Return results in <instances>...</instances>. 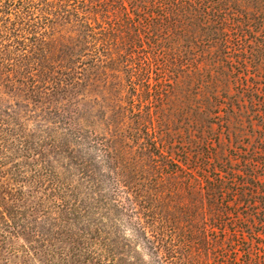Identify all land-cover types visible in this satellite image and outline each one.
Returning <instances> with one entry per match:
<instances>
[{
	"label": "trees",
	"instance_id": "obj_1",
	"mask_svg": "<svg viewBox=\"0 0 264 264\" xmlns=\"http://www.w3.org/2000/svg\"><path fill=\"white\" fill-rule=\"evenodd\" d=\"M258 22L264 0H0L11 85L37 103L103 87L139 149L116 165L89 116L66 112L72 140L59 126L10 138L0 119V264H264V43L246 38ZM182 85L200 97L186 139L163 102ZM211 120L226 141L201 134ZM59 137L77 174L59 171Z\"/></svg>",
	"mask_w": 264,
	"mask_h": 264
},
{
	"label": "rangeland",
	"instance_id": "obj_2",
	"mask_svg": "<svg viewBox=\"0 0 264 264\" xmlns=\"http://www.w3.org/2000/svg\"><path fill=\"white\" fill-rule=\"evenodd\" d=\"M246 38L250 40V42L247 43L249 49L254 53L258 52L261 48L260 45L264 43L263 24L258 22L250 26ZM249 49H247V51ZM262 52H264V49ZM183 69L184 68L167 72L166 75L162 77V80L161 78L159 79L162 82L160 86L166 90H171V84L174 82L175 78H177V80H181V78H184L185 73L182 71ZM155 78V74H151L149 82L150 88H153L151 91L155 90V85H159ZM8 79H10V77L6 78L5 74L0 73V119L2 121L4 120V122H7L4 128L7 127L10 129L7 137H16V139L18 140V136L20 134L22 135L21 131L25 132V129L27 127L31 129L51 130L54 128V126H59V131L65 133V136L68 140H72L70 136H68L70 134H68L67 130L65 129L67 127L65 122L68 121L66 120V118H68L69 116H67L66 112H68L75 120L78 119V117L89 116V118H91L93 122H97L98 128H101L102 132H105V128L108 126L107 132L109 136L106 135V138H109L108 144L109 146H111V152L113 154V159L115 160L114 163L116 165H119L120 162V159L117 160L118 157H116V155L119 156L118 152H123L125 149H127V147H130V145L133 146V152H135V157H137L139 150L137 147V143L132 142L133 138L128 136L127 132L119 131V125H117L118 117L116 115V112L111 110L109 107L110 104L112 106V100L110 99L109 94H106L103 87L88 86L85 89L73 90L72 93H60L57 97L58 100L56 101L45 102V100H42V102L37 103L33 102L28 97V95H26V93L20 90L22 89V87H20V89H17V87L15 86L16 84L12 86V83H10ZM261 82H264V80L261 79ZM239 88H237V91ZM191 89L192 86L191 88H188L182 85L180 86L175 99L172 97L171 102L180 104V109L177 111H175L172 105L173 103L171 104L170 102H168L170 101V97H163V102L165 104L164 106H170V117H172L174 120V123L170 126L180 129V131L183 133L182 139H186L187 136L186 134H184V130L187 128L191 129L192 127L191 123L189 122V118L192 115L190 112L195 108L196 101H200V97H195L194 92H192ZM63 97H65V99H63ZM152 99L154 100V98ZM177 100L179 103L177 102ZM167 103L168 105H166ZM154 104H157L156 100H154ZM167 115L169 114H167L166 112L165 116ZM221 115H223V112L221 113ZM232 118L233 117L231 116L229 117V128L233 129L234 131L236 130V127L234 125L236 121L232 120ZM245 119L246 118H244L243 120ZM14 124H18L19 126L15 127ZM131 124H133L132 121ZM223 124V121L220 123H202L200 126V132L205 137L207 136L208 139L218 137L220 142H222L221 140L226 141V135L224 133L226 128L225 126H221ZM244 125L247 135H244L245 138H243V140H247L249 144H253L255 142V138L251 136V134H253L252 130L255 131L256 129H251L248 126V122L246 121ZM126 135L128 138L126 137ZM47 141L48 139L46 140V142ZM63 141L64 140L59 137V144H61L59 145L60 154L59 157H57L59 158V171H62L63 174V172L70 166V171L77 174V170H75L77 167L75 156L80 157V154L78 152L79 150H77L78 148H76L75 146L74 148H72V145H69V149L65 151L67 145L63 143ZM70 149H73V151ZM52 155L54 158H56L54 154ZM109 163L112 164L110 166L111 168H116L112 160H110ZM9 166L10 163H7V167ZM117 168L119 169L122 167L117 166ZM64 175L65 177H68L69 174L64 173ZM80 198L81 195H79L78 199ZM60 245L61 244H59V246ZM59 261L61 260L59 259ZM49 263L50 262H45V264ZM52 263L65 264V262L62 261Z\"/></svg>",
	"mask_w": 264,
	"mask_h": 264
}]
</instances>
